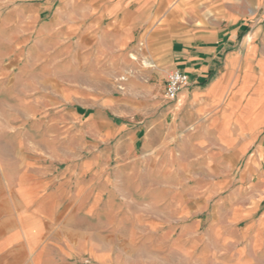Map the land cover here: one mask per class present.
<instances>
[{
	"label": "crops",
	"instance_id": "obj_1",
	"mask_svg": "<svg viewBox=\"0 0 264 264\" xmlns=\"http://www.w3.org/2000/svg\"><path fill=\"white\" fill-rule=\"evenodd\" d=\"M69 1L70 18L53 26L70 35V42H53L70 47L67 54H47V61L41 51H25L46 42H0V264H122L111 221L102 225L95 214L105 189L81 199L80 185L64 181L63 153L49 150L46 136L17 133L32 109H59L53 121L61 126L64 104L72 103V120L91 114L93 130L115 110L129 120L119 126L132 139L128 153L143 159L164 142L200 147L199 154L184 152L187 158L205 157L210 143L223 156L225 148L239 155L264 142V0ZM174 69L191 84L168 100ZM151 135L150 149L137 155L136 145ZM93 220L98 227L88 225Z\"/></svg>",
	"mask_w": 264,
	"mask_h": 264
},
{
	"label": "rangeland",
	"instance_id": "obj_2",
	"mask_svg": "<svg viewBox=\"0 0 264 264\" xmlns=\"http://www.w3.org/2000/svg\"><path fill=\"white\" fill-rule=\"evenodd\" d=\"M70 7L69 0H0V42H46L32 43L25 51H41L47 61L49 54H67L70 47L56 48L53 42H70L71 37L55 33L53 26L70 18ZM22 81H16V88H23ZM40 83L52 89L50 80ZM14 102L19 118L22 112ZM72 106L65 103L61 108V126L53 121L59 109H32L26 127L16 130L36 141L46 136L49 150L63 153L59 166L65 170L64 181L80 185L81 199L105 189L97 197L101 202L95 214H100L102 225L111 221L112 248L122 264H264L263 141L239 155L225 148L223 156L210 143L202 158L184 155L199 154L196 144L164 142L153 158H136L128 153V132L119 133V126L129 120L107 111L103 115L108 123L102 121L93 130L91 114L72 120ZM108 131L111 137H99ZM154 138L151 135L142 148L137 144V155L150 149ZM147 167L159 173L143 175ZM87 184L95 187L85 190ZM249 209L254 211L244 212ZM88 225L95 228L99 223Z\"/></svg>",
	"mask_w": 264,
	"mask_h": 264
},
{
	"label": "built area",
	"instance_id": "obj_3",
	"mask_svg": "<svg viewBox=\"0 0 264 264\" xmlns=\"http://www.w3.org/2000/svg\"><path fill=\"white\" fill-rule=\"evenodd\" d=\"M190 84V78L187 73L179 69L172 70L168 74L165 82L164 94L166 99L175 100L181 90L188 87Z\"/></svg>",
	"mask_w": 264,
	"mask_h": 264
}]
</instances>
